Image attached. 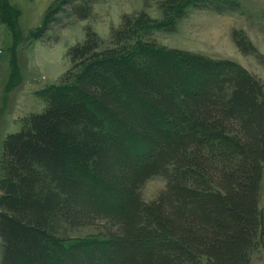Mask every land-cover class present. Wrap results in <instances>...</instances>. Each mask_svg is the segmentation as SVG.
<instances>
[{
	"label": "trees",
	"instance_id": "trees-1",
	"mask_svg": "<svg viewBox=\"0 0 264 264\" xmlns=\"http://www.w3.org/2000/svg\"><path fill=\"white\" fill-rule=\"evenodd\" d=\"M156 1L160 21L123 16L105 41L87 29L59 83L36 93L44 110L3 140L0 264H250L264 240L263 85L234 62L152 39L213 1ZM54 3L28 42L62 8L86 20L92 0ZM18 15L0 0L13 40ZM9 64L6 93L19 82L14 53ZM156 176L165 189L144 202ZM87 227L96 233L68 234Z\"/></svg>",
	"mask_w": 264,
	"mask_h": 264
},
{
	"label": "rangeland",
	"instance_id": "rangeland-1",
	"mask_svg": "<svg viewBox=\"0 0 264 264\" xmlns=\"http://www.w3.org/2000/svg\"><path fill=\"white\" fill-rule=\"evenodd\" d=\"M5 1L19 13L17 21L22 34L13 40L12 34L1 22L0 17V57L4 58L0 64L7 67L0 104V122L6 114L9 93L29 80L31 65L33 78H37L34 86L43 88L56 85L61 75L69 68L65 54L69 48L83 42L87 29L105 41L108 39L107 34L119 26L123 16L144 12L153 20L162 19L156 0H92L86 20L80 21L70 17L69 12L64 13V8L57 16L51 17L47 23L48 30L41 39L55 43L46 45L45 42H39L40 39L36 40L38 42L34 41L35 43L28 42V33L41 26L45 13L56 4V0ZM210 1H213L214 8L190 9L177 21L173 31L157 32L152 39L158 46L167 50L183 51L216 62H234L259 80L264 88V0H226L224 5L216 4L215 0ZM216 7L222 12H218ZM236 41L250 49L249 52H242L236 46ZM12 53L16 56L19 82L14 89L6 93ZM35 89L30 88V104L26 109H19V112L14 114L20 123V117L31 112H40L43 108L42 101L32 95ZM3 140L4 135L0 134V159ZM165 186L163 177H152L140 190L142 200H156ZM258 207L264 227V171ZM95 233L96 229L93 227L68 232L69 236L74 238H84ZM250 264H264V240L252 253Z\"/></svg>",
	"mask_w": 264,
	"mask_h": 264
},
{
	"label": "crops",
	"instance_id": "crops-1",
	"mask_svg": "<svg viewBox=\"0 0 264 264\" xmlns=\"http://www.w3.org/2000/svg\"><path fill=\"white\" fill-rule=\"evenodd\" d=\"M108 34H107V36H108ZM36 42H38V41H36ZM39 42H42V43L45 42L46 45H51V44L55 43V42H49V41L46 42V41H44V39H40ZM65 56H66V54H65ZM3 60H4V58L0 57V62H3ZM30 70H31V72H30L29 80L26 83L25 82L22 83L14 91H11L9 93L8 97H7L8 101H7L6 114L2 117L1 122H0V134L4 135V139H5V137L7 135L16 133V132H18L21 129V123L16 119L17 115H14V114L15 113L17 114V112H19V109H24V108L26 109V106H28L30 104V100L28 98V97H30V94H31L30 88H36L34 90L33 94H32L36 98V93L37 92H39V91L43 90L44 88L48 87V86H45L43 88H37L36 86H34V81H37V78H35V79L33 78L34 76L32 74V65H31ZM6 72H7V67L6 66H2L0 64V104H1L2 91L4 90V84H5L4 83V78L6 76ZM63 74L61 75V77L63 76ZM61 77H60V79H61ZM42 79H43V77H42ZM60 79H59V81H60ZM59 81H58V83H59ZM49 86H51V85H49ZM38 99H40V98H38ZM42 105H43V108H42V110L40 112L28 113V114L20 117L21 120L25 119L29 115L41 113L44 110V108H45V103L43 101H42Z\"/></svg>",
	"mask_w": 264,
	"mask_h": 264
}]
</instances>
